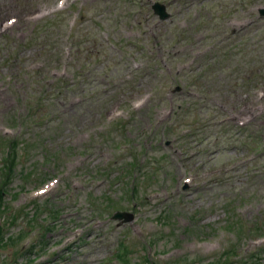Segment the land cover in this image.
Here are the masks:
<instances>
[{
    "label": "rangeland",
    "instance_id": "374dc122",
    "mask_svg": "<svg viewBox=\"0 0 264 264\" xmlns=\"http://www.w3.org/2000/svg\"><path fill=\"white\" fill-rule=\"evenodd\" d=\"M61 1L0 0V264H264V0Z\"/></svg>",
    "mask_w": 264,
    "mask_h": 264
},
{
    "label": "trees",
    "instance_id": "16d2710c",
    "mask_svg": "<svg viewBox=\"0 0 264 264\" xmlns=\"http://www.w3.org/2000/svg\"><path fill=\"white\" fill-rule=\"evenodd\" d=\"M11 144L16 143L15 140H10ZM10 145V144H9ZM15 145V144H14ZM13 151H11V153H8L7 156H13ZM14 158V157H13ZM11 165H12V161H11ZM10 179H4L2 182H0V212H2L4 209H7L4 203V189L6 188V183L9 182ZM1 230V228H0ZM6 242V240L3 239V236L0 232V244H4Z\"/></svg>",
    "mask_w": 264,
    "mask_h": 264
},
{
    "label": "water",
    "instance_id": "95a60500",
    "mask_svg": "<svg viewBox=\"0 0 264 264\" xmlns=\"http://www.w3.org/2000/svg\"><path fill=\"white\" fill-rule=\"evenodd\" d=\"M153 10H154V12L156 14H158L160 16V18H164L167 15L166 12H165L164 6L159 4V3H155L153 5ZM122 215H123L122 213H116V214H114L113 217L115 218V217H119V216H122Z\"/></svg>",
    "mask_w": 264,
    "mask_h": 264
}]
</instances>
